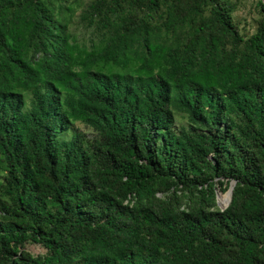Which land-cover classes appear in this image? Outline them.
Here are the masks:
<instances>
[{"label": "trees", "instance_id": "1", "mask_svg": "<svg viewBox=\"0 0 264 264\" xmlns=\"http://www.w3.org/2000/svg\"><path fill=\"white\" fill-rule=\"evenodd\" d=\"M233 9L91 0L85 48L62 0H0V264H264V17Z\"/></svg>", "mask_w": 264, "mask_h": 264}, {"label": "rangeland", "instance_id": "2", "mask_svg": "<svg viewBox=\"0 0 264 264\" xmlns=\"http://www.w3.org/2000/svg\"><path fill=\"white\" fill-rule=\"evenodd\" d=\"M234 5V9L230 14L233 27L238 34L246 39L248 36L254 33L257 22L260 18L264 17V11H261L260 6L264 7L262 0H228ZM91 0H62V4L69 6L72 9L70 20L67 24V33L71 38L81 47L88 48L89 39L93 37L91 28L85 26L83 22L79 20V16L82 11L86 9ZM25 106H27L30 95L23 93ZM174 124L172 131L177 133L181 128L186 129L187 124L182 113L173 110ZM73 135H79L85 140L95 137L93 130L79 122H73L69 124L68 129L65 132H61L59 137L63 140H68ZM4 176L2 164H0V183ZM215 207L213 209L222 211L227 207L228 194L220 193L215 190ZM178 205L180 208H186L189 204L185 197L179 196L177 193ZM162 198L161 194L156 195V199ZM26 254L33 257H44L47 255V250L43 244L26 243L22 249Z\"/></svg>", "mask_w": 264, "mask_h": 264}, {"label": "water", "instance_id": "3", "mask_svg": "<svg viewBox=\"0 0 264 264\" xmlns=\"http://www.w3.org/2000/svg\"><path fill=\"white\" fill-rule=\"evenodd\" d=\"M232 186H233V183L230 184V186H229V188H228V190H227V194H228L227 205H228V203H229V201H230V194H231Z\"/></svg>", "mask_w": 264, "mask_h": 264}, {"label": "built area", "instance_id": "4", "mask_svg": "<svg viewBox=\"0 0 264 264\" xmlns=\"http://www.w3.org/2000/svg\"><path fill=\"white\" fill-rule=\"evenodd\" d=\"M262 3L264 4V0H262Z\"/></svg>", "mask_w": 264, "mask_h": 264}]
</instances>
